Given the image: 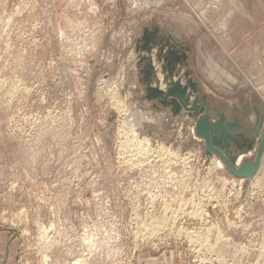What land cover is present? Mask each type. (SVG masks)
<instances>
[{"label":"rangeland","instance_id":"obj_1","mask_svg":"<svg viewBox=\"0 0 264 264\" xmlns=\"http://www.w3.org/2000/svg\"><path fill=\"white\" fill-rule=\"evenodd\" d=\"M200 120L234 169L254 161L264 0H0L6 250L17 264H264V149L238 176ZM141 139L152 155L130 161Z\"/></svg>","mask_w":264,"mask_h":264},{"label":"bare ground","instance_id":"obj_2","mask_svg":"<svg viewBox=\"0 0 264 264\" xmlns=\"http://www.w3.org/2000/svg\"><path fill=\"white\" fill-rule=\"evenodd\" d=\"M209 64V63H208ZM212 67H214V66H212ZM213 69H215V67L213 68ZM218 70V69H217ZM219 71V70H218ZM226 72V71H225ZM222 75H223V73H221ZM213 75V74H212ZM218 76V75H217ZM227 76V75H226ZM221 80V79H220ZM232 81V80H231ZM216 82V81H215ZM225 83V82H224ZM11 90V89H10ZM26 90H28V89H26L25 88V91ZM17 91V90H16ZM9 92V91H8ZM14 93V92H13ZM12 96H13V94H11ZM112 97H114V96H112ZM10 98V97H9ZM9 101V100H8ZM115 103V105L116 106H118V107H121L123 104H121V106H120V102L121 101H119V100H117V99H115V101H114ZM123 107H124V105H123ZM117 109V108H116ZM124 109H122V111H123ZM119 111V110H118ZM123 112H125V111H123ZM125 114V113H124ZM127 126V125H126ZM124 130V129H123ZM122 130V131H123ZM121 130H119V132H120ZM127 132L129 131V129H127L126 130ZM130 132V131H129ZM128 132V133H129ZM122 133H124V132H122ZM127 133V134H128ZM129 135V134H128ZM126 136V135H125ZM130 136V135H129ZM124 137V136H123ZM131 137H132V134H131ZM125 139V138H124ZM132 139H133V137L131 138V141H132ZM135 139V138H134ZM127 140V139H126ZM131 141H128V142H130V143H127V142H125V144H124V150H125V152L127 153V155H128V157H130L131 159H129L130 161H133V159L134 160H136L137 162L138 161H141L142 159H144V158H147L148 156H150V155H152V154H150V150H148L147 148V144H146V142H145V139H141V140H134L133 142H131ZM123 145V144H122ZM126 146H127V148H126ZM129 146V147H128ZM122 151V150H121ZM124 152V153H125ZM123 153V152H122ZM168 156V155H167ZM124 157V156H123ZM157 157V156H156ZM125 158V157H124ZM160 159V158H159ZM229 159V158H228ZM127 160V159H126ZM135 164H136V162H134ZM223 163V162H222ZM221 163V164H222ZM129 164H131V162L129 163ZM218 164L220 165V163L218 162ZM217 164V165H218ZM137 165V164H136ZM151 174V173H150ZM173 179V178H172ZM180 211V210H179ZM177 217V216H176ZM153 222V221H152ZM154 226V225H153ZM42 230V229H41ZM45 230V229H44ZM171 230V229H170ZM209 230V229H208ZM143 239V238H142ZM192 240V239H191ZM84 242H86V241H84ZM95 242V241H94ZM47 259L48 258H46L45 257V261H44V264H47L46 263V261H47ZM83 260V259H82ZM88 261V260H87ZM72 264H81L80 263V259L78 260V261H74Z\"/></svg>","mask_w":264,"mask_h":264},{"label":"water","instance_id":"obj_3","mask_svg":"<svg viewBox=\"0 0 264 264\" xmlns=\"http://www.w3.org/2000/svg\"><path fill=\"white\" fill-rule=\"evenodd\" d=\"M197 131L198 133L203 136L205 139H206V142H207V145L213 149L218 155H220L227 163L228 167L231 168L232 170L235 171V173L238 175V176H244L246 175L247 173H251V172H254L258 165H259V162H260V158L262 156V152H263V149H264V133H263V136L261 138V143H260V146L257 150V153L255 155V158H254V161L252 163H245L240 169H234L231 164L226 160V158L223 157L222 153L220 151H218L217 149H215L211 143H210V138H209V126H207L203 120H200L198 122V126H197Z\"/></svg>","mask_w":264,"mask_h":264},{"label":"crops","instance_id":"obj_4","mask_svg":"<svg viewBox=\"0 0 264 264\" xmlns=\"http://www.w3.org/2000/svg\"><path fill=\"white\" fill-rule=\"evenodd\" d=\"M7 233L0 229V264H17L16 250H6Z\"/></svg>","mask_w":264,"mask_h":264}]
</instances>
